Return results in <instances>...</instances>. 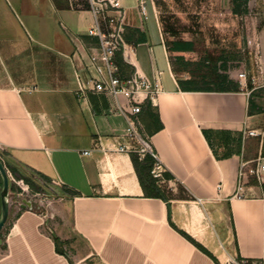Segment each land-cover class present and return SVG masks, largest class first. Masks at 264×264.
I'll return each instance as SVG.
<instances>
[{
    "label": "crops",
    "instance_id": "1",
    "mask_svg": "<svg viewBox=\"0 0 264 264\" xmlns=\"http://www.w3.org/2000/svg\"><path fill=\"white\" fill-rule=\"evenodd\" d=\"M121 1L124 35L130 37L125 36L130 57L118 51L126 61L123 73L138 69L154 77L162 71L163 87L151 101L163 126L155 128L145 100L139 120L174 175L161 181L175 194L169 202L146 194L132 150L117 149L119 143L134 141L121 134L127 119L116 98L91 89L77 94L79 78L87 82L96 74L89 66L93 57L102 59L98 37L88 33L94 22L90 0H0V148L49 176L51 183L79 191L50 199L53 211L20 203L0 237V264H80L92 257L104 264L264 260V177L249 175L237 192L241 162L264 161V84L251 91L183 87L180 79L192 78L190 71L175 66L172 58L183 59L185 68L199 60L189 54L201 30H184L176 37L163 0H146V14L140 0ZM234 6L235 0H183L182 10L214 13L218 23L213 26L220 28L226 26L222 13L244 15L249 52H255L264 71V0H246L242 13ZM135 28L144 40H135ZM177 41L193 47L174 48ZM162 56L165 66L159 62ZM205 127L255 129L256 153L245 155L247 133L241 152L217 157Z\"/></svg>",
    "mask_w": 264,
    "mask_h": 264
},
{
    "label": "built area",
    "instance_id": "2",
    "mask_svg": "<svg viewBox=\"0 0 264 264\" xmlns=\"http://www.w3.org/2000/svg\"><path fill=\"white\" fill-rule=\"evenodd\" d=\"M91 10L94 16V22L88 29V33L95 35L99 40V47L102 51V59L93 57L90 67L95 70L87 82L79 78L77 94L85 95L88 89L104 92L113 95L116 98V107L121 110L127 119V124L122 130V136L133 139L134 142H122L117 145L119 150H132L143 156L150 152L155 157V162L151 168L152 173L163 178L165 166L158 157L156 150L152 147L148 138L140 129L139 113L142 110L144 100H153L162 89L161 70L154 77L134 70L130 74L123 73L117 61V52L120 50L127 59L130 57V51L125 39V8L121 0H90ZM146 0H140V9L142 13H147ZM257 71L251 77L254 87L264 84V71L262 65L256 60ZM238 80L247 84L249 77L246 68L236 72ZM121 96L127 99L123 103ZM256 134L253 128L244 129L243 135ZM88 152V150H85ZM256 175L259 179L264 177V161L259 165L248 166V161L243 160L239 167V184L237 192L242 191L249 175ZM10 176L16 180L10 173ZM18 181V180H17ZM23 181V180H22ZM26 188L23 184L21 185ZM201 199V197L199 198ZM223 264H264V260H250L244 257H234L223 262Z\"/></svg>",
    "mask_w": 264,
    "mask_h": 264
},
{
    "label": "rangeland",
    "instance_id": "3",
    "mask_svg": "<svg viewBox=\"0 0 264 264\" xmlns=\"http://www.w3.org/2000/svg\"><path fill=\"white\" fill-rule=\"evenodd\" d=\"M163 1L165 3V9H167L165 13L167 16V23L176 37H181L182 31L184 30H194L195 32L201 30L202 35L201 37L195 39V50L189 54L193 57H197L199 60L193 61L190 63V66L185 68L183 67L185 63L184 60L180 57L175 58L174 55L172 61L175 66L190 71L189 74L192 78H194L195 84L197 85H205L208 83L216 85V73H225L229 75V79L238 82L241 87L250 91L254 89V83L251 77L257 71V63L256 58L254 57L255 52L252 54L249 52L252 48H250L247 42L248 33L246 17L244 15L236 16L222 13L220 16L222 18L221 23L226 26L221 28L218 26L214 27L213 25L218 23V16L214 15V13L206 12V15L204 16V14H198L195 12H185L182 10L183 0ZM198 18L201 21L200 23L197 22ZM203 20L204 24H202ZM187 26H191L192 28L187 29ZM159 62L165 66V59L163 56ZM242 68H246L248 71L249 80L247 84L241 83L236 76V72ZM248 140L249 142L247 143L250 147H252V149L251 151H248L247 145L245 155H254L256 153L258 139L256 136L250 134ZM223 150L224 148L221 146L220 151ZM12 180L14 187L13 189H10L9 194V219L3 227L0 237L4 236L12 217L17 212L18 206L24 197L32 200V208L36 210L43 211L49 208L50 211H53L51 206L52 204H48L49 200L57 197L54 190H61V186H57L53 183L46 184L41 178H38L37 181L43 185L38 189H33L23 178H16V180L12 178ZM22 184L26 187L25 189L21 186ZM1 186L2 183L0 182V189ZM55 219L60 220V216L56 215ZM80 264L104 263L101 262L99 258L92 257Z\"/></svg>",
    "mask_w": 264,
    "mask_h": 264
},
{
    "label": "trees",
    "instance_id": "4",
    "mask_svg": "<svg viewBox=\"0 0 264 264\" xmlns=\"http://www.w3.org/2000/svg\"><path fill=\"white\" fill-rule=\"evenodd\" d=\"M246 0H235L234 11L236 13H242L247 10V7H242V4ZM133 33L135 36L136 41L144 40L145 36L144 33L138 28L133 29ZM127 39L130 37L128 33H125ZM193 43L189 41H177L174 44V48L177 49H186L192 48ZM117 61L120 65L122 71L126 68V61L123 59L120 52L117 53ZM229 75L225 73H216V85L205 84V85H197L195 84L194 78L190 79H180L181 84L183 87L188 89H220V90H239L240 84L236 81H232L228 78ZM186 82H193V84L189 85ZM145 105L147 106V112L149 113L153 125H155L156 129H159L163 126V122L161 121L159 110L156 107L154 110V106L151 100H145ZM142 111V110H141ZM203 132L208 139L210 145L212 146L215 154L217 157L228 156L233 152H241L242 147L244 144V136L242 130H232V129H216V128H203ZM221 146L224 148L223 151H220ZM131 156L138 173L139 179L141 184L145 190L146 194L161 196L169 202V198L173 196L175 193L171 186L168 183H164L161 181V178L155 176L151 168L155 162V157L150 153L147 152L143 156H140L138 152L132 151ZM0 157L4 161L6 167L8 168L9 172L12 173L13 176L16 178H23L26 182L30 184L33 189H38L42 186V183H39L37 180L41 178L44 180L46 184L51 183V179L49 176L38 172L22 163L15 161L12 157L9 156V153L5 150L0 148ZM163 176L165 179L173 177V173L166 169L163 171ZM11 177V176H10ZM10 189H13L14 183L12 177L10 178ZM0 182L2 183V177L0 174ZM61 190H54V193L57 195H61L63 193H69L71 195L78 194L79 191L68 184H64L61 187ZM0 205H1V198H0ZM2 231V230H1ZM187 237H189L192 241L198 244L201 248L206 250L208 253L213 255V253L205 247L202 243L197 241L192 235L187 233L184 230H181ZM1 233V232H0ZM55 240L57 242V247L60 249L58 245L60 242V237L55 235ZM214 256V255H213ZM215 257V256H214ZM216 258V257H215ZM217 259V258H216ZM219 264H222L219 262Z\"/></svg>",
    "mask_w": 264,
    "mask_h": 264
},
{
    "label": "water",
    "instance_id": "5",
    "mask_svg": "<svg viewBox=\"0 0 264 264\" xmlns=\"http://www.w3.org/2000/svg\"><path fill=\"white\" fill-rule=\"evenodd\" d=\"M0 174L2 177V186L0 189V198H1V210H0V232L5 226L9 213H10V200H9V194H10V172L8 168L6 167L4 161L0 157ZM21 204L23 206H30L32 207V200L24 197L21 201ZM55 234V232H54Z\"/></svg>",
    "mask_w": 264,
    "mask_h": 264
}]
</instances>
